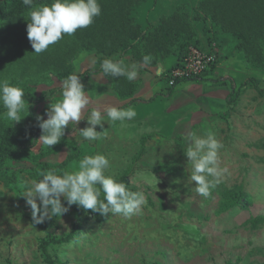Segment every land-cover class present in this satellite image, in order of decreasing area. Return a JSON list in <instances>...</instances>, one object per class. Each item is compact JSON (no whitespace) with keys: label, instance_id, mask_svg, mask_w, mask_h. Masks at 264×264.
<instances>
[{"label":"rangeland","instance_id":"rangeland-1","mask_svg":"<svg viewBox=\"0 0 264 264\" xmlns=\"http://www.w3.org/2000/svg\"><path fill=\"white\" fill-rule=\"evenodd\" d=\"M98 3L101 14L94 18L92 26L97 29L92 31L89 43L106 51L115 49L118 32L122 38L130 33L121 19L136 29V51L108 58L129 68L141 65L137 78L131 81L137 88L132 98L120 99L112 85L117 79L124 88V76L100 73L81 82L92 104L82 110L81 121L69 123L60 139L79 150V159L63 170L76 171L84 156L102 153L111 165L105 174H114L115 178L129 174L130 184L143 193L145 202L137 215L109 213L103 222L89 221L81 227L76 241L52 247L51 256L57 264H264V225L253 229L248 223L250 218L264 215V95L246 87L235 106L228 104L229 93L248 78L264 87V66L247 63L234 36L239 30L252 29L258 37L253 48L264 57V0ZM29 22V12L18 24L0 20V80L24 84L36 75L28 55L36 60L41 55L34 53L28 39ZM103 24L108 28L101 27ZM121 26L122 31H117ZM181 29L194 35L203 49L214 44L219 67L208 74L206 81L183 82L170 92L167 76L177 62V50L170 41L172 33ZM145 55L151 57L147 65L140 62ZM99 56L103 57L96 51H81L72 61L74 74L93 68ZM60 82L52 78L51 86L37 85L34 93L40 101L25 103L21 117L28 122H38L37 116L47 119L46 110L62 99ZM55 87L59 89L52 93ZM131 99L136 101L130 103ZM112 106L132 108L137 115L123 126L105 116L104 129L96 126L97 131L105 130L103 138L84 140L79 129L89 126L87 118L92 108ZM0 120L11 121L3 113ZM209 130L223 145L219 150L220 167L228 172L205 198L195 191L191 164L184 152L193 136L204 137ZM143 135L152 137L144 155L135 161ZM42 148L39 141L33 154ZM70 153L63 147L43 161L55 165ZM37 169L33 161L23 160L8 162L0 170V178L16 176L15 183L0 182V264H45L40 240L46 233L66 234L75 222L69 209L62 216L45 218L40 227L31 223L32 210L22 195L34 181ZM152 175L156 178L151 183L141 179ZM224 190L247 193L251 207L221 212ZM61 201L65 202L63 196Z\"/></svg>","mask_w":264,"mask_h":264},{"label":"clouds","instance_id":"clouds-1","mask_svg":"<svg viewBox=\"0 0 264 264\" xmlns=\"http://www.w3.org/2000/svg\"><path fill=\"white\" fill-rule=\"evenodd\" d=\"M23 4L33 8L29 12L27 36L36 54L45 52L65 34L73 35L77 29L87 28L101 14L98 0H53L50 5L38 7L33 6V0H23ZM142 61L143 65H147L151 57L145 55ZM139 67L141 65L133 64L129 68L114 58H105L101 64L105 76H124L130 82L137 78ZM24 95L23 88L10 84L8 80H0V103L6 109L9 120L21 121V112L25 109ZM60 96L62 99L46 110L47 119L36 117L42 130L40 141L49 147L58 144L69 123L81 121L82 110L92 104L76 74H69L60 82ZM136 115L132 108L94 107L87 118L89 126L79 129L80 136L89 142L99 141L105 130L97 131L96 126L104 129L105 116L109 121H119L123 126L125 121L132 120ZM222 147V143L209 130L204 137L193 136L184 152L191 164V181L195 182V191L202 197H209L220 178L228 172L227 168L220 167L219 150ZM110 166L109 158L97 153L84 156L76 171L52 169L41 172L39 175L42 179L32 181L22 195L32 210L33 223L39 224L45 218L62 216L73 204L101 216L109 213L125 217L137 215L145 202L143 193L130 191L114 174L106 175ZM155 178L154 175L141 177L148 183ZM62 196L67 206L62 203Z\"/></svg>","mask_w":264,"mask_h":264},{"label":"trees","instance_id":"trees-1","mask_svg":"<svg viewBox=\"0 0 264 264\" xmlns=\"http://www.w3.org/2000/svg\"><path fill=\"white\" fill-rule=\"evenodd\" d=\"M53 0H33V6L38 7L40 5L48 4L50 5ZM33 8H29L23 4V0H0V20L10 24H18L22 21L25 14L30 12ZM258 10V9H256ZM112 12V9H111ZM250 12H252L250 10ZM249 15V13H246ZM125 27V31H130V33L122 38V33L118 32V37L114 40L117 47L113 50L106 51L102 49L99 45L90 44L89 40L91 38L92 31H96L93 23L87 28L77 29L73 35H64L63 38L57 43L50 45L49 48L39 54L40 58L36 60V57L28 55V60L31 65L32 70L36 69V75H34L33 80L25 82L24 84H19L17 82H11L10 84L14 86H19L24 90V101L28 104H35L39 100L34 93V89L37 85L44 84L51 86L52 78L59 81H63L68 77L69 74H74V68L72 61L79 55L81 51L93 52L96 51L97 54L103 55L99 56L95 61V66L93 68H88L79 74L81 82H86L92 75L100 74L102 72L101 64L103 59L111 57L115 54H125L133 53L136 51V45L134 41L139 40L136 29L133 30L132 26L127 24L126 20H122ZM101 27L108 28L105 24ZM122 31V26L117 28V31ZM235 38L238 40L239 44L237 46L238 50L243 55L245 61L256 67L264 66V57L261 52L254 50V43L258 40L257 35L253 34L252 29H246L234 34ZM119 38V39H118ZM172 46L177 50V62L178 63L184 59L187 53V47L189 45H194L199 48V42L196 37L186 30H176L172 33L171 41ZM211 45V41L208 40ZM212 46V45H211ZM203 49V48H201ZM140 62L143 63L142 60ZM33 66V67H32ZM53 68L51 69V67ZM168 77V76H167ZM206 81V76H199L188 78L185 80H178L173 86L170 87V92L173 90L175 85L183 82H204ZM126 86L121 87L118 80L115 79L112 85V89L116 92L120 99L132 98L136 92L137 84L135 82H130L126 80ZM246 87L252 88L258 95H264V87L259 85V82L254 78H248L242 85L238 88L233 89L228 95V104L233 107L237 104L240 97L243 95ZM59 88H53L50 91L56 92ZM136 101L131 99L130 103ZM6 114V109L0 103V114ZM39 122L33 121L28 122L25 118L21 117V121H2L0 120V170L8 162H21L23 160L33 161L35 166L38 168L35 172L33 180L38 181L42 179L39 174L41 172L46 173L49 170L57 169L63 170L69 163L79 159V150L76 145L68 142H59L53 146L43 145V148L38 154L34 155L32 150L38 145L40 141V136L42 130L38 126ZM152 137V135H143L139 140V152L135 161L141 159L146 150V143ZM63 147H67L71 150V153L66 155L65 158L55 164L49 165L44 162L46 158L58 154ZM117 180L124 182L130 191L137 192L135 188L130 184V175L123 174L116 177ZM1 181H6L8 183H15L16 176L11 174L5 178H0ZM223 203L221 207V212L228 211L234 207H240L244 210H248L251 205L250 196L242 191L234 190H224L221 194ZM103 198V196H101ZM67 206L66 201L63 202ZM70 211L74 217L75 222L71 226V229L62 236H54L51 233H46L45 237L40 240L39 250L42 255L43 262L45 264H57L54 258L51 256L49 250L54 246H61L64 244H69L76 241L80 235L81 227L91 220L97 222H103L106 218L101 216L99 213H94L91 210H84L81 207L73 204ZM33 223L32 219L30 220ZM250 227L255 229L259 226L264 225V215H258L250 218ZM34 224V223H33ZM40 227V224H35ZM157 264V263H156ZM224 264H234L231 261H226Z\"/></svg>","mask_w":264,"mask_h":264},{"label":"built area","instance_id":"built-area-1","mask_svg":"<svg viewBox=\"0 0 264 264\" xmlns=\"http://www.w3.org/2000/svg\"><path fill=\"white\" fill-rule=\"evenodd\" d=\"M217 51L214 45L209 50L189 45L184 59L169 73L167 78L169 85L173 86L178 80L207 76L218 63Z\"/></svg>","mask_w":264,"mask_h":264},{"label":"crops","instance_id":"crops-1","mask_svg":"<svg viewBox=\"0 0 264 264\" xmlns=\"http://www.w3.org/2000/svg\"><path fill=\"white\" fill-rule=\"evenodd\" d=\"M213 45H214V44H213ZM213 45H212V46H213ZM212 46H210L209 48H204L203 50H209V49L212 48ZM217 57H218V56H217ZM217 60H218V58H217ZM216 67H219V65L217 64L215 67H213V68L210 70V72H211V71L213 72V71L216 69ZM157 71H158V70H157ZM210 72H209V73H210ZM158 73H159V71H158ZM209 73H207V76H208ZM207 76H206V77H207ZM215 77L217 78L218 76L216 75ZM194 83H195V82H194Z\"/></svg>","mask_w":264,"mask_h":264}]
</instances>
